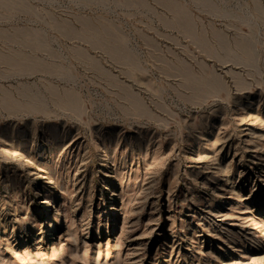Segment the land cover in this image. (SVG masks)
<instances>
[{
	"label": "rangeland",
	"instance_id": "rangeland-1",
	"mask_svg": "<svg viewBox=\"0 0 264 264\" xmlns=\"http://www.w3.org/2000/svg\"><path fill=\"white\" fill-rule=\"evenodd\" d=\"M0 56V264H264V0H0Z\"/></svg>",
	"mask_w": 264,
	"mask_h": 264
},
{
	"label": "bare ground",
	"instance_id": "bare-ground-1",
	"mask_svg": "<svg viewBox=\"0 0 264 264\" xmlns=\"http://www.w3.org/2000/svg\"><path fill=\"white\" fill-rule=\"evenodd\" d=\"M0 57H1V56H0ZM7 58H8V57H7ZM7 58H6V59H7ZM17 58H18V57H17ZM8 60H9V61H8ZM8 60H7L8 62L6 61V65L11 66V67H14V66H19V67L21 66V67H22V65H20V64L18 65V64H17V63H19V62H16V61H13V60H10V59H8ZM17 60H18V59H17ZM22 61H23V60H22ZM21 63H22V62H21ZM23 65H24V64H23ZM21 67H20V69H21ZM14 68L17 69L18 67H14ZM22 68H23V67H22ZM10 69H11V68H10ZM25 70H27V69H25ZM20 74H21V73H20ZM26 74H28V72H27Z\"/></svg>",
	"mask_w": 264,
	"mask_h": 264
}]
</instances>
